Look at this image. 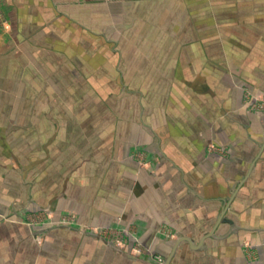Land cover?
<instances>
[{
    "label": "crops",
    "instance_id": "1",
    "mask_svg": "<svg viewBox=\"0 0 264 264\" xmlns=\"http://www.w3.org/2000/svg\"><path fill=\"white\" fill-rule=\"evenodd\" d=\"M130 2L0 0V215L78 219L41 245L1 224L0 264H154L114 246L120 230L165 263L189 239L170 264H264V114L245 108L239 87L264 89V0H234V101L202 98L178 114L152 107L141 85L176 81L181 45L160 59L137 38ZM197 69L198 83L221 81L205 60ZM95 84L108 85L106 99ZM149 153L146 169L136 155Z\"/></svg>",
    "mask_w": 264,
    "mask_h": 264
},
{
    "label": "rangeland",
    "instance_id": "2",
    "mask_svg": "<svg viewBox=\"0 0 264 264\" xmlns=\"http://www.w3.org/2000/svg\"><path fill=\"white\" fill-rule=\"evenodd\" d=\"M131 1L133 2L128 3V14L131 13L132 18L135 17V13L137 15L138 29H136L141 34L137 38L142 43L154 44V47L158 50V57L165 55L168 49L171 50L172 45L174 47H180L181 45L180 51L174 53L181 60H184L183 66L176 68L178 73L176 81L168 84L157 82L141 85V90L147 92L151 98L149 102L152 107L168 109L171 113L175 111L178 114L181 113V109L201 107V103L206 100L208 102L207 107L211 106L209 103H213V105L215 102L219 103L220 101L217 98L220 94H232V100L234 101V0ZM147 25L153 28L149 29ZM131 37L129 38L133 40L136 36L131 35ZM190 60L191 64L186 67V63ZM204 60L206 61L208 73L219 75L221 80L219 83L208 82L203 84L193 80L198 75V61L203 62ZM163 61H166V59L164 58ZM194 65H196V68ZM189 72H191V78L187 76ZM189 79L193 81H189ZM126 86L128 91L135 88L134 84ZM241 86L239 85L243 93L245 108L254 114H264V89ZM93 89L97 97L104 93L106 99L108 85L95 84ZM109 90L111 91L110 107L113 108L114 103H116V96L115 98L113 96L116 95L118 87L111 84ZM202 98H206V100L203 101ZM103 102L105 105L100 104L99 107L105 106V108H108V102L106 100ZM223 108L222 116H227L230 109H226L225 106ZM215 146L217 145H211V149L218 150L223 156L227 155L226 147ZM145 155L148 156V159L146 157L139 158V154L136 157L140 166L150 169L152 166L150 157L153 156L151 153ZM5 223L28 228L32 231L36 243L41 245L45 236L50 232L62 228L76 229L78 219L76 215L58 216L48 211L31 213L17 207L11 208L8 213L0 215V225ZM91 232L97 235H105L108 231L95 229ZM110 239V242L119 248H124L125 245L136 246L138 249L136 251L132 249L131 253L146 255L151 263L161 264L159 259H164L162 256L142 247L129 230H120V234L115 233L110 236ZM255 260L259 261V258ZM256 264H261V262Z\"/></svg>",
    "mask_w": 264,
    "mask_h": 264
},
{
    "label": "water",
    "instance_id": "3",
    "mask_svg": "<svg viewBox=\"0 0 264 264\" xmlns=\"http://www.w3.org/2000/svg\"><path fill=\"white\" fill-rule=\"evenodd\" d=\"M224 215H225V213H223L221 219L218 221L217 226L220 225V223L223 221ZM213 234H214V233H211V234H210L209 236H207V237H208V238H209V237H212ZM205 239H206V238H205ZM205 239H204L203 241H205ZM185 241L189 242V243L193 246V244L191 243V241H190L189 239H181L180 241H178V242L176 243L175 247L173 248V252H172L171 256L167 259V261H166L165 264H170V263H171V260H172V258H173V256H174V254L176 253L178 247L180 246V244H181L182 242H185Z\"/></svg>",
    "mask_w": 264,
    "mask_h": 264
},
{
    "label": "built area",
    "instance_id": "4",
    "mask_svg": "<svg viewBox=\"0 0 264 264\" xmlns=\"http://www.w3.org/2000/svg\"><path fill=\"white\" fill-rule=\"evenodd\" d=\"M159 261H160L161 264H164V263H165V262H164V259H161V258H160Z\"/></svg>",
    "mask_w": 264,
    "mask_h": 264
}]
</instances>
